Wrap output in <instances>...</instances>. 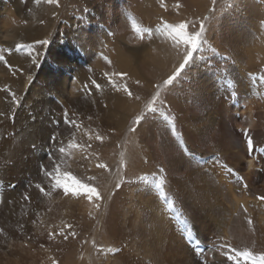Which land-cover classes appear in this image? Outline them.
Segmentation results:
<instances>
[{"label": "rangeland", "instance_id": "obj_1", "mask_svg": "<svg viewBox=\"0 0 264 264\" xmlns=\"http://www.w3.org/2000/svg\"><path fill=\"white\" fill-rule=\"evenodd\" d=\"M21 1L19 11L12 3L11 12L0 10V19L9 21L0 25V146L7 144L12 126L21 141L31 142L33 155H23L19 172L11 167L8 153L0 158V209L13 222L14 234L29 237L44 232L66 250L55 254L47 247L50 244L28 247L26 241L7 235L0 237V264L9 261L3 254L14 242H22L29 251L27 261L12 255L15 264H179L174 249L181 244L174 243L178 240L175 231L169 232L175 241H168V234L155 240L150 218L134 221L136 212L143 217L152 213V191L161 181L153 170L161 155L158 126L168 114L176 129L174 137L183 151L191 152L193 143L179 129L183 121H190L183 119L184 111L174 103L185 104L196 78H202L210 83L205 91L214 98L205 105L196 101L190 109L196 117L191 120L213 126L211 111L217 101L229 105L233 127L250 132L253 148L247 147L244 133L242 139L231 138L232 130L226 127V131L223 125V130L214 126L212 137L229 145L238 143L253 154L263 145L258 152H264V0H59V6L32 0L52 21H38L28 37L14 33L16 24L27 27L33 14L31 0ZM180 23H186V35L201 32V27L203 32L192 61L169 85L165 82L189 50L166 27ZM38 40L48 43L36 44ZM18 44L33 47L18 50ZM230 45L237 49L229 51ZM191 74L196 76L193 80ZM238 88L249 90L252 95L248 97L257 99L256 122L238 101ZM194 90L193 94L198 91ZM187 101L192 104V98ZM150 105L157 108L155 113ZM65 112L75 124L64 123ZM138 117L142 118L139 123ZM60 148L65 149L63 154ZM46 171L52 176L45 175ZM261 174L264 180L263 167ZM145 175L149 179L141 180ZM130 176L133 181L139 179L137 183L127 184ZM54 177L70 187L74 181L94 187L97 194L81 189L66 195ZM229 178L235 185L239 181L237 186L242 183ZM145 184L150 187L145 189ZM164 186L160 188L163 194L169 191ZM261 196V192L252 194L243 209L247 221L264 230V217L261 221L255 217L264 212ZM173 201L170 212L176 207ZM212 222L206 226V236L195 230L197 240L186 239L194 246L199 241L205 246L198 253L186 243L189 264H236L227 257L245 249L255 256L264 254L263 242L220 235ZM26 223L29 228H24ZM238 259L239 264H251Z\"/></svg>", "mask_w": 264, "mask_h": 264}, {"label": "bare ground", "instance_id": "obj_2", "mask_svg": "<svg viewBox=\"0 0 264 264\" xmlns=\"http://www.w3.org/2000/svg\"><path fill=\"white\" fill-rule=\"evenodd\" d=\"M30 2H32V0ZM11 3L15 5L14 8L16 11H19L23 8V1L21 0H0V10L3 9L4 12H11ZM30 9L33 11V14L31 15L29 22L27 23V27L17 25V22L19 21L16 20L17 24L15 26L16 29L14 30V33H20L23 36L28 37L31 35V31L33 30V28L37 27L35 25L38 24V21H41V24L51 23L52 19L50 15L44 14V10L40 11L39 7L35 6V3L33 4L32 2L30 4ZM8 22V19H0V25H6ZM233 48L237 49V47H234L233 45H230L227 49L229 51H232ZM194 75L195 74L192 75L191 80H193V77H196ZM200 79L202 78H196L197 82L194 83L195 86H193V90H190L189 93L186 94L185 104L182 102H178V104L176 105L174 103V106L177 109H182V111H184L182 115H184L185 118L183 119H186L190 122L192 121L191 123L186 121L184 123L183 121V124H179L180 128L178 127V122H174L175 127H178L179 129H182L184 131L187 138L193 143V145H195H191L195 149L191 148V152L183 151L181 146L179 145L180 140H178L177 135L175 136L177 139L173 135V128L171 126L172 122L170 121V119H167L166 121L161 120L162 122L160 121V126L158 127L159 130H161V133H158H160L159 137L161 138V155H159L158 157V161L160 162L155 164L156 169L153 170H155V173H157V175L159 174L161 180L163 181V184H165L167 190L169 191L166 192L167 194H163V190L161 191V189H158L156 187V184H154L152 192L155 196V201L150 203L152 205V208L149 206L150 210H152V213H147V215L143 217L139 212H136V216L134 218V221H142L144 218H150V220H152V225L155 228L153 229V232H155L157 236V238L156 236L154 237L156 238L155 240H160L161 237L165 234L169 235L167 236L168 241L171 240L170 238H173L174 240L173 234H169V232L172 231L174 233L175 231L178 240H174V243L181 244L176 245L174 249V251H176V254H178L176 256H178L177 260L179 264H189L187 259L188 247L186 244V239L188 237L191 240L196 239L194 236V233L196 232L195 230L199 231L198 233L201 237L206 236V226H210L211 223H209V221L211 219L214 222H212L215 225L214 228H217L220 231V235H229V237H237V239L240 240L241 238H243L244 241L248 242L256 240L259 244L262 242L264 244V230L254 228V226L249 223L250 221H247V215L244 214V209H246L247 203H250L249 198L251 197V195L258 194L260 192L264 194V180L262 179L261 174V167L264 168V152L262 154L258 152V150L263 145H257L258 147H256L253 154V152L250 153L248 151L247 147L239 145L238 143L234 145V143L230 142L229 145L227 143H221L220 141L214 139L215 137L213 136V138L212 134L216 132L215 127L217 129L220 128L221 130H223L224 126L226 131V127H229L232 130L229 131L230 137L234 139H240L241 137H243L244 133V131H239L235 127H233L234 117H232L230 108L228 107L229 105L223 106L222 104L218 103V101L214 110L211 111V113L214 114L212 120H210V123H214L213 126H210L205 122H201V124H198L196 120H191V118H194L193 115L196 117L194 112L190 111V109H194L193 106L196 101H200V105L202 103L205 105L206 102L209 103L214 98L212 92H206L207 90H209L207 89V84L210 83H206V79L205 81H201ZM199 81L205 84H200ZM198 82L200 85H198ZM195 87L196 89H198V91L194 92L193 94V91H195ZM235 95L241 104L244 103V105H246V109L248 110L252 121L256 122L258 115V113L255 112L258 105L257 99L248 97L252 95V93L249 90L246 93L245 89L238 88ZM188 98H192V104H188V102L191 100L190 99L189 101H187ZM259 107L261 106L259 105ZM188 114L191 117L188 116ZM169 117L170 116H168V118ZM252 126L255 125L253 124ZM5 143L7 144H5L4 148L0 146V158L4 155V153H8L9 157L11 158H9L12 163L11 167L14 171L19 172V170H22L20 165L23 159V155H33V151L29 146L31 142L21 141L18 138V135L13 130V127L10 126ZM225 145H227V147H225ZM200 148H203L204 150ZM207 152H211L212 155H217H214L213 158H210ZM159 163H161L160 168H157ZM228 169H231L232 171L229 172ZM228 172L234 180H241V182L244 183L245 186H243L242 183L240 186H237L239 184V181L235 185L232 179L229 178L230 175L227 174ZM134 179L135 178L132 179V177L130 176L128 180L129 183L127 184L137 183V181L139 180L138 179L136 181H133ZM149 187L150 185L148 184L144 185L145 189ZM168 201L175 202L176 207L172 209L171 212L169 211L171 208L166 206L168 205ZM168 213L171 218L169 217ZM255 217L257 221H261L263 219L262 217H264V212L262 214L255 215ZM194 224H196V227L198 228H195ZM0 225L3 231V233L0 234V237H4L7 235H10L12 237L14 236L13 238L15 239L26 241L25 244L28 247L33 246V243H35L33 247H36V245L41 246L50 244L47 247H51L53 249V253L55 254H63V251L66 250V248L65 250H62L61 247H63V244L60 247V242L55 241L54 239H49L50 237H45L46 235L44 232H36L31 235L29 234V237L28 235L21 234V232L14 234L12 231V228L15 227L13 225V222L8 220V217L1 209ZM24 228H29V223H26ZM74 232L75 231H73V233ZM199 240L202 239H198V241ZM27 242L29 243V245ZM21 243L22 242H14L13 245L10 244V248L5 250V253L3 254L8 255V260L12 261L11 264H15L16 261L11 259L12 255L17 257L19 260L27 261V254L29 251L26 247L23 246L24 244L22 245ZM199 244L203 245L199 241L198 244L195 243V246ZM64 245H66V243ZM65 247H68V245ZM171 251L173 252V250ZM9 261H7L6 264H9Z\"/></svg>", "mask_w": 264, "mask_h": 264}, {"label": "snow or ice", "instance_id": "obj_3", "mask_svg": "<svg viewBox=\"0 0 264 264\" xmlns=\"http://www.w3.org/2000/svg\"><path fill=\"white\" fill-rule=\"evenodd\" d=\"M46 2L50 5H56L59 6V0H46ZM186 23H180L179 25L172 27L170 25L166 26L171 28L172 32L175 34V38H178L180 40H183V42L189 46V50L186 51V53L183 56V63L180 64L179 68L176 70L175 74L170 76L168 78V80L165 82L166 84L171 85L173 83V81L176 80L177 76L180 74V72H182L186 65H188L190 63V61H192L193 59V55L194 53L198 50L199 48V37L201 35V33L203 32V28L201 27V32L196 33L195 35H186L185 33V28H186ZM133 27L135 28L136 25L133 24ZM48 41L47 40H38L36 41V44H40V45H44L47 44ZM17 49H21V48H29L31 49L33 47V45H22V44H18ZM121 75H126V74H121ZM14 95V94H12ZM155 99V98H154ZM15 102V101H14ZM150 111L155 113L157 111V108L155 106L150 105ZM161 115H163V113H161ZM166 120L168 119L167 116L164 117ZM140 119H142L141 117L137 118V123H139ZM64 123L68 124L69 126L75 124V121L69 120L68 119V114L67 112H65V118H64ZM173 133L175 134V129L173 128ZM244 138L247 142V147L249 149L253 148V139L252 136L250 134V132H248V130H244ZM52 139H55V137H52ZM97 139H101V137L97 136ZM59 151L63 154L65 152L64 148H60ZM100 167H105L104 165H100ZM229 172H231V169H228ZM45 175L47 176H52L51 172H45ZM55 179V184L57 186H60L63 188L64 193L67 195L70 192L75 194L76 192H78L79 190L83 189L85 192L89 193V194H97V190L94 187H89L88 185L79 183L74 181L73 185L70 187L67 183H62L59 177H54ZM141 180L147 181L149 179L148 176H142L140 177ZM163 181L161 180L160 182L157 183L156 187L159 189L162 186ZM37 188H40V185H36ZM41 192L44 191L43 188H40ZM89 198L91 199V195L89 196ZM25 199H28V197H25ZM259 199L264 200V196L259 197ZM168 207L172 208L173 204L171 201H168ZM63 234V233H61ZM51 235V234H50ZM67 238V237H65ZM234 251V250H233ZM239 257H243L245 260H249L251 261V264H264V254H261L259 256H255L253 255L250 251H248L247 249H245L243 252H238L235 251L233 255H229L227 257L228 260L231 261H235L236 264H239Z\"/></svg>", "mask_w": 264, "mask_h": 264}]
</instances>
